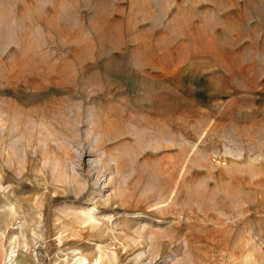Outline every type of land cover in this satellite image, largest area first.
Here are the masks:
<instances>
[{
  "label": "rangeland",
  "instance_id": "1",
  "mask_svg": "<svg viewBox=\"0 0 264 264\" xmlns=\"http://www.w3.org/2000/svg\"><path fill=\"white\" fill-rule=\"evenodd\" d=\"M13 248L264 264V0H0V264Z\"/></svg>",
  "mask_w": 264,
  "mask_h": 264
},
{
  "label": "bare ground",
  "instance_id": "2",
  "mask_svg": "<svg viewBox=\"0 0 264 264\" xmlns=\"http://www.w3.org/2000/svg\"><path fill=\"white\" fill-rule=\"evenodd\" d=\"M12 108V107H11ZM15 108L13 107L12 110H14ZM2 174H9L8 171H6L5 169H3ZM18 257V251H15V249H11V251L8 254V262L6 264H11V262L14 260V258ZM84 261V260H83Z\"/></svg>",
  "mask_w": 264,
  "mask_h": 264
}]
</instances>
